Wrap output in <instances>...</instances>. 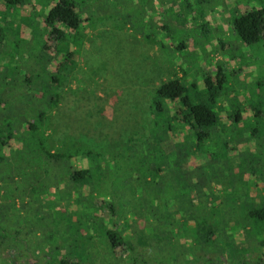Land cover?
Wrapping results in <instances>:
<instances>
[{"label":"trees","instance_id":"trees-1","mask_svg":"<svg viewBox=\"0 0 264 264\" xmlns=\"http://www.w3.org/2000/svg\"><path fill=\"white\" fill-rule=\"evenodd\" d=\"M3 1L6 5H19L22 8L34 5L32 0ZM49 2L47 0L43 8L50 7ZM78 3V0H58L47 14H37L33 19L27 17L31 34L37 31L41 33L40 43L36 46V43L31 42L33 48L27 45L24 49L22 60L29 65L24 67L23 81L19 77L17 81L14 80L24 88L19 90V97L13 104L7 106V112L0 110V166H40L47 177L50 168H58L57 182L62 185L64 177L68 176V182L65 181L63 187L68 188L70 200H73L71 202L78 206L72 210L73 217L59 218L57 226V242L62 244V231L67 230L65 234L67 242L69 239L72 241V252L58 258L57 263L50 261L47 264H163L165 260L162 258L168 253V248L175 246V243L166 244L163 236L171 230L180 235L179 229L166 224L172 229L163 228L160 237H152L146 231H149L147 223L143 221L144 228L136 240L127 237L129 225L125 219L130 212L133 217L142 220L151 214L158 216L165 209L164 206L173 208L174 215L177 214L181 209H177L176 200L182 198V192H185L189 182L194 184L195 187L190 186V190L195 193L189 194L192 198L184 201L183 206L187 208L188 215L183 219L188 224V230L180 238H190L192 234L194 241L188 243L189 247H184L183 253L177 254L175 251L173 260H166L165 264H247L249 261L252 264H264V198L261 193H257L258 176L251 175L252 184L246 183L241 175H234L232 170L249 169L245 166V160L234 163L237 166L232 164L218 168L214 173L211 171L207 177L200 176L197 182L188 179L192 177L190 159L194 156L208 154L215 162L221 159L216 157H221V154L206 152L203 145L218 128L221 129L219 125L223 121L220 111H229L228 106L218 107L215 111L220 96L225 94L226 76L219 70L214 79L206 75L192 80L185 72L183 76L173 73V77L162 81L150 93L149 105L144 93L142 98H146V105L143 107L135 101H124L128 118L121 126L122 129L130 128L126 140L116 141L113 137L111 126L116 121H104L110 123L107 127L90 126L95 135H86L79 131L82 126L79 115L85 103L75 98L76 91L65 93V96L57 91L65 80V72L72 68L67 66L75 53L72 48H79L83 36L86 37L78 30L85 9L78 8ZM38 20L41 25L36 24ZM233 20V29L242 44L251 46L262 43L264 6L239 13ZM0 44H4L3 37L0 38ZM184 45L185 42L180 44L181 47ZM47 54L50 55L48 58L45 57ZM60 56L64 61L57 65L52 63ZM112 59L108 58L107 64ZM9 60L18 61V58L12 56ZM52 65V70H49ZM9 66L6 70L8 75L0 77L2 84L5 79H11L14 62ZM76 66L77 62L74 61L73 68ZM98 71L97 77L102 79ZM106 74L107 68L104 78ZM68 98H71L77 109L78 116L73 120ZM3 102L0 101V107ZM173 102L179 106L178 109H170L169 103ZM234 112L239 120L241 114ZM144 114L147 117H143ZM131 116L136 118L132 119ZM71 121L78 131L65 132L62 137H58L65 126L71 129ZM12 142H16L17 146L10 147ZM111 168L112 172H120L125 176L118 189L116 181L108 180L107 172ZM223 173H227L226 188L232 186L234 192L224 197L218 207L215 206L218 197L212 193L211 183L216 182L213 179L217 174ZM171 183L175 185L172 189ZM237 184L247 187L244 194L239 188L235 189ZM34 185L38 187V183ZM168 189L174 192L172 196L165 195ZM94 198H101L104 204L96 207L92 200ZM102 208L107 211V220L99 214ZM232 222L244 232L246 238L242 243H236L229 232V228H233ZM9 227L8 222L7 225L0 224V258L11 262L20 250L15 246L8 252L2 250L1 246L9 239L16 242V234ZM157 232L159 235V229ZM171 240L176 241L173 238ZM62 246L57 244L52 251H58ZM41 254L44 255V252ZM155 254L163 255L162 258H156L160 259L158 262L155 258L154 261L149 259ZM182 258L184 263L181 262Z\"/></svg>","mask_w":264,"mask_h":264},{"label":"rangeland","instance_id":"rangeland-1","mask_svg":"<svg viewBox=\"0 0 264 264\" xmlns=\"http://www.w3.org/2000/svg\"><path fill=\"white\" fill-rule=\"evenodd\" d=\"M46 1L32 0L34 4L32 7L22 8L19 5H6L0 0V38H4V44H0L1 78L8 75L6 70L11 62H14L11 79H5L3 84L0 83V101L4 100L0 110L4 109L5 112L7 106H11L19 97V90L24 88L22 84L14 82L18 77L23 81L24 67L26 64L29 65L27 61L22 60L24 49L27 45L30 49L33 48L32 43H36V46L40 43L41 33L37 31L36 34H31L28 18L33 19L37 14H47L49 8L58 2L49 0L50 7L43 8ZM166 1L78 0V8H85L81 16L83 21L78 30L86 34V37L83 36L79 48H72L75 53L67 62V66L72 68L65 72L66 77L63 76L65 80L57 91L63 94L62 96L76 91L75 98L85 103L79 115L82 122L80 132L95 135L90 126L107 127L110 123L106 124L104 121H116L111 126V132L116 141H121L130 135V128L122 129L121 126L128 118L124 111L125 100L135 101L143 107L147 98L149 105L150 93H153L162 81L173 77V73L183 76L185 72L188 78L197 80L206 75L214 79L221 71L226 76L223 90L225 94L220 96L215 111L217 112L218 107L224 106H228L229 111H220L223 123L219 126L222 130L218 128L203 145L206 152L221 154V157L216 156L217 159H221L215 162L208 154L194 156L190 159L192 177L188 179L194 183L200 176L207 177L211 171L214 173L218 168L245 160V166L249 169L233 168V174L241 175L246 183L251 184V175H257L259 180L256 182L257 193H261L264 198V39L260 44L246 46L233 29L235 15L261 8L264 6V0ZM36 24L41 25L39 20ZM66 32L69 33V30ZM80 39L81 37L79 42ZM182 42H185V45L181 47ZM12 56L18 58V61L9 60ZM49 56L45 55L46 58ZM110 57L113 59L107 64ZM62 61L64 59L60 56L52 63L57 65ZM74 61L77 62L75 68ZM52 67L53 65L49 70H52ZM91 68L100 70L102 79L100 76L97 77L99 71H93ZM106 68L107 74L104 78ZM143 93L146 98H142ZM68 101L72 105L68 106L72 107L70 117L73 120L78 116L77 109L71 98H68ZM169 104L171 110L179 107L174 102ZM234 111L241 114L239 120ZM93 114L95 116H92ZM143 117H147V114ZM72 131H78V127L71 121V129L65 126L58 137ZM14 146H17L16 142H12L10 147ZM245 152L247 153L244 156ZM236 164L233 166H237ZM49 170L50 175L47 177L40 166H0V224L7 225L8 222L9 228L16 234V242L9 239L1 247L4 252L11 251L14 246L20 250L15 260L9 262L0 258V264H26L32 260L31 264H47L50 261L57 263L58 258L72 252V241L69 239L67 242L65 234L67 230L62 231V244L57 242V226L59 218L73 217L72 210L78 206L71 202L73 200H70L68 188L63 187L65 181L68 182V176L64 177L65 181L61 185L57 182L59 169L52 167ZM112 171L111 168L107 172L108 180L116 181L118 189L125 176L123 173ZM225 178L227 173L217 174L213 179L216 182L211 183V191L218 197L215 199V206L218 207L224 197L234 192V187L226 188L228 183ZM42 179L44 180L39 182ZM37 183L38 187H35L34 184ZM190 186L195 187L194 184L187 183L182 198L176 200L177 209L185 213L180 210L174 215L173 208L164 206L161 214L158 216L151 214L145 216L143 220L133 217L132 212L127 215L125 222L129 225L126 231L128 238L137 240L138 233L144 228V222L149 227V231H146L152 237H160L163 228L172 229L168 225L179 229L180 235L174 230L164 234L166 244L175 243V246L168 248L165 257L155 254L149 258L150 260L154 261L155 258L158 262L160 259L156 258H162L165 264L173 260L175 251L177 254L183 253L184 247L194 241L192 234L190 238H180L183 237V232L188 230V224L183 219L188 213L183 205L185 200H190L189 194L195 193L190 190ZM174 187L175 185L171 183V189ZM236 188L244 194L247 187L237 184ZM168 190L165 195L172 196L174 192ZM92 200L96 207L103 203L101 198ZM100 212L99 214L107 220V211L102 208ZM231 226L233 228H229V232L234 236L235 242L242 243L246 238L243 230L233 222ZM171 238L176 241H172ZM57 244L63 245L65 249L62 246L60 250L53 252ZM12 257L11 254L10 258ZM181 262L184 263L183 258ZM247 264L252 263L249 261Z\"/></svg>","mask_w":264,"mask_h":264}]
</instances>
